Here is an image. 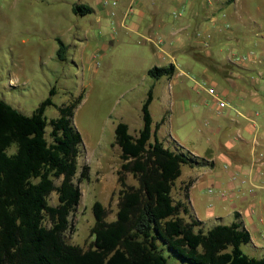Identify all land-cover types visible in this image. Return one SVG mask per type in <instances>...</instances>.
<instances>
[{
	"label": "trees",
	"instance_id": "obj_1",
	"mask_svg": "<svg viewBox=\"0 0 264 264\" xmlns=\"http://www.w3.org/2000/svg\"><path fill=\"white\" fill-rule=\"evenodd\" d=\"M72 10L85 14L92 7L73 3ZM57 40V55L62 58L65 43ZM173 71L172 63L147 69L153 77ZM81 97L80 92L58 105V114L49 119L44 110L52 102L50 95L30 114L0 99V264H168L158 239L199 264H264V249L261 256H253L241 248L251 236L240 221L205 228L184 200L174 198L172 187L181 165L195 163L197 157L165 145L155 134L150 140L151 88L142 101L138 131L130 132L122 120L114 127L121 159L115 217L107 219L104 204L94 200L93 239L86 247L67 241L69 214L81 196L74 174L82 136L72 120ZM11 144L16 150L10 153ZM128 173L135 184L127 182ZM88 174L89 165L83 163L78 178ZM52 191L55 203L49 202Z\"/></svg>",
	"mask_w": 264,
	"mask_h": 264
},
{
	"label": "crops",
	"instance_id": "obj_2",
	"mask_svg": "<svg viewBox=\"0 0 264 264\" xmlns=\"http://www.w3.org/2000/svg\"><path fill=\"white\" fill-rule=\"evenodd\" d=\"M73 3L90 5L87 13L95 15L99 32L106 35L89 66L94 75L103 71L106 62L122 58L138 66L125 78L129 82L124 89H136L145 80L151 89L156 83L162 89L158 95L169 108L155 122L153 134L164 143L159 132L166 122L167 145L172 143L197 157L195 163H183L185 169L181 165L174 198L184 200L205 228L240 221L251 236L241 248L261 256L264 128L258 126L264 118V56L256 54L263 48L259 25L243 16L239 0H98L94 4L71 0V10ZM237 53L247 57L236 60ZM169 63L174 65L171 75L153 79L147 73L152 65ZM195 73L204 78L197 79ZM203 81L216 94L199 84ZM216 95L226 104L220 106ZM187 117L199 123L204 119L211 126L205 131L189 122L183 132L181 125Z\"/></svg>",
	"mask_w": 264,
	"mask_h": 264
},
{
	"label": "rangeland",
	"instance_id": "obj_3",
	"mask_svg": "<svg viewBox=\"0 0 264 264\" xmlns=\"http://www.w3.org/2000/svg\"><path fill=\"white\" fill-rule=\"evenodd\" d=\"M70 1L0 0V99L30 114L41 100L50 95L52 102L47 104L44 110L49 119L58 114V105L67 103L82 93L72 117L82 136L74 174V180L81 189V196L69 214V227L64 235L67 241L86 247L93 239L90 233L94 222L93 201L100 200L104 204L107 219L115 217L119 187L116 169L121 161L120 148L114 142L115 124L120 120L127 122L130 132L139 128L142 121V101L148 88H151V83L145 80L136 89H124L129 82L125 81V78L131 75L134 68L138 69V66L133 67L122 58L104 63L103 71L97 75L91 72L89 66L92 59L94 61L93 53L106 35L102 31L99 32L101 25L95 20L94 14L74 13ZM97 1L87 0L92 4ZM239 4L243 16L256 26L259 25V39L263 48L256 54L262 57L264 0H239ZM58 38L65 43L62 58L56 52ZM103 59L99 60L103 62ZM195 74L197 79L204 78ZM164 78L165 76L161 81ZM193 83L191 81L192 85ZM157 87L158 83L155 89H152L154 97L149 103L153 120L151 141L154 139L155 122L163 114H167L169 108L168 102L158 95L162 89ZM181 96L183 95H179V98ZM253 106L259 108L257 104ZM193 121L194 117H187V123L181 125V131H186L184 129L188 128L189 122L199 124L205 131L211 126L210 122L204 123V119H201V123ZM263 121L260 119L259 129L264 128ZM50 127L48 122L45 126L46 133ZM167 133L168 124L165 122L159 132L165 145L168 144L165 140L168 138ZM170 144L168 146L175 148ZM15 150V144L7 147L10 153ZM83 163L89 165V174L86 178H78ZM182 167L185 169V164H182ZM126 180L128 183H136L131 173L127 174ZM178 182L179 180H175L172 188L175 198ZM56 201V192L52 191L49 194V202ZM157 243L168 264H199L177 254L164 240L158 239Z\"/></svg>",
	"mask_w": 264,
	"mask_h": 264
},
{
	"label": "built area",
	"instance_id": "obj_4",
	"mask_svg": "<svg viewBox=\"0 0 264 264\" xmlns=\"http://www.w3.org/2000/svg\"><path fill=\"white\" fill-rule=\"evenodd\" d=\"M247 57V54H235L234 55V59H236V60H241V59H245ZM201 86H203L205 89H207V91L208 92H210V93H214V94H216V91H215V88L213 87V86H210V85H204L205 84V81H203L202 83H199ZM216 97H217V101H218V104L220 105V106H223L224 104H226L225 103V100H223V99H220L217 95H216ZM220 194H224V192L223 191H220Z\"/></svg>",
	"mask_w": 264,
	"mask_h": 264
}]
</instances>
